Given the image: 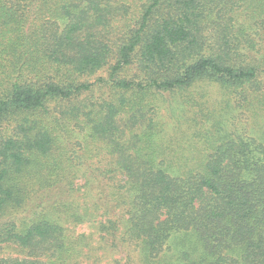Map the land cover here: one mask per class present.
Masks as SVG:
<instances>
[{
  "label": "trees",
  "instance_id": "trees-1",
  "mask_svg": "<svg viewBox=\"0 0 264 264\" xmlns=\"http://www.w3.org/2000/svg\"><path fill=\"white\" fill-rule=\"evenodd\" d=\"M223 3L147 0L130 23L131 10L119 0H0V130L7 127L0 137V212L21 208L44 174L55 180L64 170L50 104L106 84L120 93L115 102L77 103L60 116L110 147L125 178L120 188L130 195L126 235L146 258H158L174 235L193 233L199 252H185L181 264H264L263 144L227 137L199 171H171L151 147L153 121L136 141L130 137L147 112L143 99L135 104L129 94L172 92L201 80L231 89L257 78L256 69L230 58L231 35L220 34L218 48H210L216 19L234 12ZM258 4L264 28V0ZM112 60L109 79L79 83ZM134 66L139 79L119 78ZM126 116L128 131L120 126ZM110 224L99 222L102 240L112 236ZM1 240L32 254L0 264H66L65 228L49 219L11 226Z\"/></svg>",
  "mask_w": 264,
  "mask_h": 264
},
{
  "label": "rangeland",
  "instance_id": "rangeland-1",
  "mask_svg": "<svg viewBox=\"0 0 264 264\" xmlns=\"http://www.w3.org/2000/svg\"><path fill=\"white\" fill-rule=\"evenodd\" d=\"M146 2L119 0V6L131 10L129 22L134 23L141 17V7ZM223 5L234 12L227 18L216 19L218 22L209 34L210 48H218L220 34L231 35L230 58L239 67L256 69L254 81L228 89L217 82L201 80L182 90L127 95L135 104L143 99L147 112L139 128L132 129L134 138L130 137L136 141L137 134L153 121L149 131L151 147L157 160L164 161L171 171H199L213 147L227 137H241L264 145V28L257 25L261 20L258 0H224ZM232 17L234 21H230ZM113 64L112 60L106 69L81 78L79 83L94 84L109 79ZM119 78L139 79L140 74L134 66ZM118 95L110 85L98 84L71 103L50 104L56 118L52 127L58 136L57 148L60 155L65 154L64 170L55 180H51L54 174H44L41 185L30 187L21 208L0 212V258H29L30 251L5 244L1 235L11 226L24 229L42 218L65 228L66 264H181L185 252L198 254L195 235L180 233L171 238L158 258H146L137 242L126 235L130 195L120 188L125 178L116 169V157L110 153V147L60 116L74 104L115 102ZM128 119L127 116L123 119L122 130L128 131L131 126ZM6 128H1L0 137L7 135ZM86 213L85 218L76 219ZM106 219L112 221V236L105 233L106 240H102L99 222Z\"/></svg>",
  "mask_w": 264,
  "mask_h": 264
}]
</instances>
